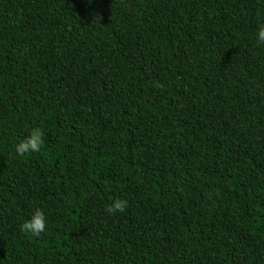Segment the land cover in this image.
<instances>
[{
  "label": "trees",
  "instance_id": "trees-1",
  "mask_svg": "<svg viewBox=\"0 0 264 264\" xmlns=\"http://www.w3.org/2000/svg\"><path fill=\"white\" fill-rule=\"evenodd\" d=\"M0 264H264V0H0Z\"/></svg>",
  "mask_w": 264,
  "mask_h": 264
}]
</instances>
